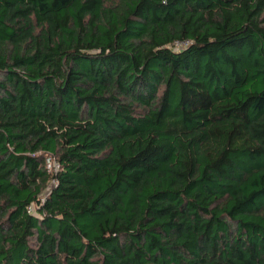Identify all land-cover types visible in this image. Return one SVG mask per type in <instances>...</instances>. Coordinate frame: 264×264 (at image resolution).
<instances>
[{
    "label": "trees",
    "instance_id": "obj_1",
    "mask_svg": "<svg viewBox=\"0 0 264 264\" xmlns=\"http://www.w3.org/2000/svg\"><path fill=\"white\" fill-rule=\"evenodd\" d=\"M0 264H264V0H0Z\"/></svg>",
    "mask_w": 264,
    "mask_h": 264
},
{
    "label": "built area",
    "instance_id": "obj_2",
    "mask_svg": "<svg viewBox=\"0 0 264 264\" xmlns=\"http://www.w3.org/2000/svg\"><path fill=\"white\" fill-rule=\"evenodd\" d=\"M187 41L177 42V47H184ZM45 168L49 171H57L60 168L58 160L54 156H46L45 158Z\"/></svg>",
    "mask_w": 264,
    "mask_h": 264
}]
</instances>
